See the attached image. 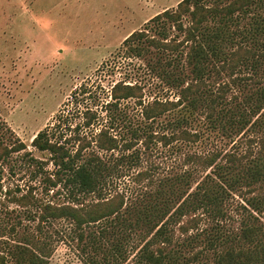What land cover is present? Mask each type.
<instances>
[{
	"label": "rangeland",
	"instance_id": "rangeland-1",
	"mask_svg": "<svg viewBox=\"0 0 264 264\" xmlns=\"http://www.w3.org/2000/svg\"><path fill=\"white\" fill-rule=\"evenodd\" d=\"M179 1L0 0V138L5 144L21 140L26 145L0 160V239L16 241L24 232L34 233L37 211L45 203H87L122 192L131 208L155 200L162 204L165 199L172 212L198 183L211 179L206 174L214 176V171H220L218 165L229 167L230 157L236 163L247 162L256 153L259 144L253 138L259 132L248 125L222 128L221 121L208 117L206 108H187L186 100L152 121L143 118L135 98H123L116 107L107 105L113 101L110 89L118 81L141 86L145 104L153 99L175 101L180 88L196 80L187 60L191 42H184V33L165 18L150 20L165 9L174 10ZM187 20L184 16L183 21ZM141 29H146L147 38L123 43L131 32ZM152 36L160 44L151 43ZM224 47L234 48L230 42ZM209 63L213 66L204 74L202 87L211 96H223L222 105L217 107L227 109L235 102L246 105L244 97L264 87V59L257 66L248 63L232 71L218 59ZM86 107L96 113L89 126L82 123ZM177 118H184L178 127ZM45 127L53 140L69 138L65 146L72 152L79 142H90L77 161L91 155L99 158L101 182L94 193L79 194L78 201H72L71 189L49 185L47 178L53 177L56 166L48 151L31 145L32 138ZM101 127L119 139L116 149L96 146L94 137ZM181 130L188 134L182 135ZM133 131L141 139L124 149ZM151 132L153 137L146 147L142 141ZM161 135L167 136L166 143L158 138ZM212 153L217 154L218 170L194 158ZM139 172L142 175L137 177ZM179 177L178 189H156L161 179ZM148 180L153 181L152 187H138ZM259 192L264 194V184L261 189L241 186L230 191L220 204L222 216L202 209L173 215L166 223L172 237L166 249L182 241L185 234L180 227L193 215L199 214L201 219L188 234L218 225L225 232H238L245 213L242 205L248 207L246 199ZM261 218L264 220V212ZM109 222L92 224L85 232L108 227ZM41 226L51 242L48 264H93L88 238L80 242L68 219H50ZM132 245L137 248L139 240L125 243L127 260L123 264H133ZM202 247L197 242L182 252L191 255Z\"/></svg>",
	"mask_w": 264,
	"mask_h": 264
},
{
	"label": "trees",
	"instance_id": "trees-1",
	"mask_svg": "<svg viewBox=\"0 0 264 264\" xmlns=\"http://www.w3.org/2000/svg\"><path fill=\"white\" fill-rule=\"evenodd\" d=\"M211 1L180 0L174 10L165 9L150 19L160 21L165 18L172 22L178 32L184 33V42H191L187 60L191 64V72H194L196 80L180 88L178 99L175 101L153 99L143 104L141 86L118 81L110 89L113 101H108L107 105L116 107L123 98H135L141 106L143 118L152 121L186 100L187 108L198 106L206 108L208 117L221 121L222 128L232 129L248 125L256 133L259 132L260 135L256 139L253 138V141L256 140L255 142L259 144L256 153L251 155L247 162L240 160L236 163V159L230 157L232 165L229 167L218 165L220 171H214V176L206 174L211 179L198 183L194 188L196 190L185 195L172 212L165 199L162 204L159 203L161 200L154 199L155 201L149 204L131 208L126 205L122 192H116L110 198L99 197L98 200L87 203L42 204L37 211L38 222L34 233L24 232L16 241L0 239V264H48L51 242L47 237L48 232L43 231L44 227L41 224L58 218L69 220L80 242L88 238L87 247L92 250L91 254L88 253L89 260L93 264H123L127 260L125 243H128L129 239L132 243L139 240L137 248L131 246L132 251L134 249L131 253L133 264H264V220L261 218L264 212V194L261 192L246 199L248 207L242 205L245 213L238 232L234 234L225 232L218 225L210 230L198 229L195 233L188 234L190 228H196L201 219V215H193L180 227L185 234L182 241L177 247L166 249V245L172 241L166 223L173 215H182L190 209L193 211L202 209L211 215L222 216L220 204L230 191L241 186H246L250 190L261 189L264 184V87H259L254 93L246 95L244 97L246 105L235 102L233 107L227 109L216 105H222L223 96H211L202 87L203 76L211 70L213 65L211 66L209 61L213 59H218L223 67L226 66L231 71L236 66L248 63L257 66L264 59V14L261 12L264 10V0L225 2L213 0L214 3ZM184 16L188 18L187 23L183 21ZM147 37L146 29L135 30L123 40V43L140 41ZM150 42L160 44L153 36ZM227 42L232 43L234 48L226 49L224 46ZM130 48L135 50L138 47ZM82 113L83 126L91 125L96 113L89 107ZM183 119L177 118V127ZM180 132L182 135L188 134L185 130ZM132 134L133 137L123 144L124 149L132 148L134 143L141 139L137 131H133ZM152 137L153 132L145 136L142 142L146 147ZM94 138L96 146L101 149L112 150L119 146V139L110 135L106 127H101ZM158 138L167 142L166 135ZM69 140V138L63 142L53 140L45 127L32 138L31 145L40 151H48L50 159L56 166L52 173L53 177L47 178L49 185L56 187L62 184L64 188L72 190L69 192L72 201H78L79 194L94 193L99 188L101 165L96 155L78 162L82 149L90 142L87 141L85 144L79 142L72 152L65 146ZM25 148L26 145L21 140L5 144L0 138V160ZM194 158L203 159L205 166L211 169L217 165V154L212 153L204 157L199 155ZM141 175L142 172L137 173V177ZM180 178L170 181L161 179L156 189H178L177 185L182 181ZM140 180L137 178L136 182L139 183ZM152 186L153 181L148 180L138 187L142 189ZM108 219L110 220L108 227L103 226L98 231L91 229L85 232L86 227L103 220L107 223ZM197 242L203 244L200 250L191 255L183 254L185 248L194 246ZM155 244L158 246L153 249ZM81 248L86 251L85 247ZM100 253L101 258L98 257ZM210 257L213 259L211 262Z\"/></svg>",
	"mask_w": 264,
	"mask_h": 264
}]
</instances>
